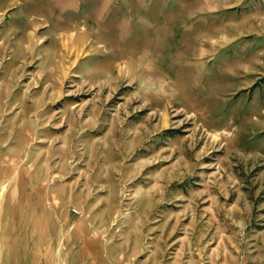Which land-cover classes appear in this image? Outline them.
Returning <instances> with one entry per match:
<instances>
[{"label":"rangeland","instance_id":"374dc122","mask_svg":"<svg viewBox=\"0 0 264 264\" xmlns=\"http://www.w3.org/2000/svg\"><path fill=\"white\" fill-rule=\"evenodd\" d=\"M264 264V0H0V264Z\"/></svg>","mask_w":264,"mask_h":264},{"label":"crops","instance_id":"0c3cea01","mask_svg":"<svg viewBox=\"0 0 264 264\" xmlns=\"http://www.w3.org/2000/svg\"><path fill=\"white\" fill-rule=\"evenodd\" d=\"M7 264H9V263H7Z\"/></svg>","mask_w":264,"mask_h":264}]
</instances>
